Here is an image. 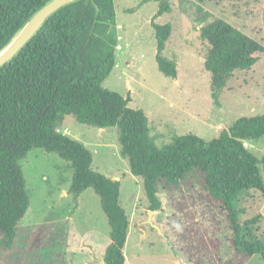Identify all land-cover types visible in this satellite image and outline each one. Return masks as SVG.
<instances>
[{"label": "rangeland", "instance_id": "374dc122", "mask_svg": "<svg viewBox=\"0 0 264 264\" xmlns=\"http://www.w3.org/2000/svg\"><path fill=\"white\" fill-rule=\"evenodd\" d=\"M169 2L172 10L156 16L159 1L115 0L117 65L103 85L130 96L131 108L144 109L159 147L190 133L209 142L237 119L264 114V52L254 66L235 71L224 88L214 90L204 65L209 44L201 35V27L223 18L264 44V0ZM153 20L172 24L163 56L176 62L177 79L159 70ZM65 125L93 151V169L120 180V203L130 218L126 264H264L259 255L235 250L228 213L203 188L200 173L178 188L161 185L162 207L150 215L143 180L120 153L118 127L101 132L72 116L62 131ZM245 144L264 156V136ZM21 165L30 205L13 243L0 234V264H104L111 227L99 194L89 187L74 201L68 191L73 168L55 152L34 147ZM239 206L245 208L241 221L262 214L253 233L264 240V193L249 190Z\"/></svg>", "mask_w": 264, "mask_h": 264}, {"label": "trees", "instance_id": "16d2710c", "mask_svg": "<svg viewBox=\"0 0 264 264\" xmlns=\"http://www.w3.org/2000/svg\"><path fill=\"white\" fill-rule=\"evenodd\" d=\"M48 1L0 0V51ZM156 1L160 3L156 16L172 10L169 0ZM152 25L159 70L177 79L176 62L163 56L172 24L153 20ZM118 26L115 0H75L52 14L0 66V234L7 243L17 237L30 205L21 160L39 147L70 162L73 177L68 191L74 201L89 187L99 194L111 227L104 264H126L130 218L120 203V180L94 170L93 151L60 129L66 116H72L101 129L118 127L120 153L143 180L148 210L161 209V185L178 188L189 175L200 173L203 188L228 213L235 250L264 260V240L253 233L262 214L241 221L245 208L239 206L249 190L264 193V156L245 144L264 136V114L237 119L209 142L190 133L159 147L144 109L131 108L130 96L103 85L117 65ZM201 35L209 44L204 65L214 90L224 88L235 71L254 66L264 52L261 41L223 18L201 27Z\"/></svg>", "mask_w": 264, "mask_h": 264}, {"label": "water", "instance_id": "95a60500", "mask_svg": "<svg viewBox=\"0 0 264 264\" xmlns=\"http://www.w3.org/2000/svg\"><path fill=\"white\" fill-rule=\"evenodd\" d=\"M73 1L75 0H50L38 9L17 32L9 44L0 51V66L10 61L37 33L52 14ZM152 214L153 211L150 210V215Z\"/></svg>", "mask_w": 264, "mask_h": 264}, {"label": "crops", "instance_id": "0c3cea01", "mask_svg": "<svg viewBox=\"0 0 264 264\" xmlns=\"http://www.w3.org/2000/svg\"><path fill=\"white\" fill-rule=\"evenodd\" d=\"M66 127V128H65ZM65 127H64V131L68 128V125H65ZM104 131V129H101V132H103ZM66 133H68V134H70V132H69V129L68 130H66ZM74 136H77V135H74ZM117 178V177H116ZM155 211H153V213H154ZM126 255V254H125ZM127 257V256H126Z\"/></svg>", "mask_w": 264, "mask_h": 264}]
</instances>
